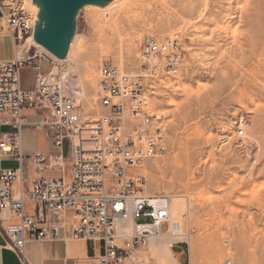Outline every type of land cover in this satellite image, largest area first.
<instances>
[{
	"label": "rangeland",
	"instance_id": "1",
	"mask_svg": "<svg viewBox=\"0 0 264 264\" xmlns=\"http://www.w3.org/2000/svg\"><path fill=\"white\" fill-rule=\"evenodd\" d=\"M115 2L123 9L106 13L90 8ZM74 21L79 38L67 69L88 89L87 100L77 99L85 113L90 110L89 116L99 114L94 108L102 58L136 73L146 36L166 40L182 35L181 72L175 77L163 74L147 92L151 112L164 119L168 152L133 172L147 178L149 196L170 202L176 195L192 199L182 223L198 243L196 264H209L213 258L215 264L228 259L264 264V0H102L82 7ZM8 48V42L2 43L3 50ZM86 64L93 68L95 89L84 81ZM48 67L43 62L42 73ZM25 69L23 85L33 86L35 72ZM239 125L244 138L238 136ZM64 156L69 162L68 141ZM25 172L27 177L34 174L31 160ZM213 242L220 250L217 263ZM184 244L190 264V244ZM185 249L182 244L174 250ZM140 250L149 252L148 247Z\"/></svg>",
	"mask_w": 264,
	"mask_h": 264
},
{
	"label": "built area",
	"instance_id": "2",
	"mask_svg": "<svg viewBox=\"0 0 264 264\" xmlns=\"http://www.w3.org/2000/svg\"><path fill=\"white\" fill-rule=\"evenodd\" d=\"M0 12L16 46L35 34L36 25L22 0H0ZM183 52L180 34L164 41L148 35L140 45L144 64L139 74L123 73L112 61H105L100 101L108 114L94 120L83 118L76 98L66 94L64 85L71 77L53 72V62L37 53V48L21 59L0 60V125L12 128L0 133V154L11 155L20 163L19 169H0V229L24 264L28 245L68 240L93 244L100 264H124L136 249L147 246L152 236L164 233L170 223L169 209L147 196V179L132 175L130 170L168 152L164 119L144 111L147 103L142 99L148 84L157 77L180 73ZM42 61L49 64L44 74ZM26 67L36 70L33 89L23 85ZM26 108L41 115L42 122L33 126L48 131L54 147L51 154L23 153V131L31 126L23 113ZM129 116H141L140 123L131 124L135 133L127 128ZM237 133L244 138L241 126ZM66 141L70 179L62 172L58 177L36 178L28 185L23 170L26 160H32L38 172L54 169L56 163L61 166L67 160ZM17 180L18 194L14 190ZM129 220L134 221L135 231H119V224ZM182 244L175 243L174 249ZM224 264L233 262L228 259Z\"/></svg>",
	"mask_w": 264,
	"mask_h": 264
},
{
	"label": "bare ground",
	"instance_id": "3",
	"mask_svg": "<svg viewBox=\"0 0 264 264\" xmlns=\"http://www.w3.org/2000/svg\"><path fill=\"white\" fill-rule=\"evenodd\" d=\"M22 5L29 12L30 19H31V23L36 25V29H37V25H38L39 22H41L44 27L46 26V22L43 19H41V17H40L41 6L38 3H36L35 0H22ZM89 5H90V3H86L84 6H89ZM118 7L120 8L121 7V4L115 2V3H112V4L108 5L105 8L97 7L95 5L91 6L90 8L93 9L94 12L95 11L100 12L102 10V11H105L106 13L107 12H110L111 13L113 10L119 9ZM122 7H123V5H122ZM122 9H121V12H119V14L122 13ZM95 14L97 15L98 13L96 12ZM103 16H105V15H103ZM102 22H104V21L102 20ZM5 28H6L7 33L10 35V33L7 30V26L6 25H5ZM74 30H75V27H74ZM78 38L79 37L74 32L73 33V36H72V39H71V42L73 41V44L71 43V45H70L71 46L70 47L71 49L68 50L69 52L67 53L66 57L61 58V57H58L57 55H55L54 53H52L43 44L37 42V40L35 38V34H32L28 38H25L24 41L20 45H18V46L15 45V48H16V55L15 56H18V58L21 59V58H23V56L25 55L26 52L30 51L32 48H37V53L43 54L45 56L46 60L48 59V60H50V61L53 62V64H54V71L53 72H55V73H57V72H59V73L60 72H63V74H65V76L67 75V76H70L71 77L70 82L64 85V87L66 89V94H68V95L73 96L74 98H76L78 104L80 105V103H79V101H78L77 98H79L80 101H81V99L82 100H87L88 99V96H87V90L88 89L86 90V86H85V84H84V82L82 80H75L74 79L75 76L72 75L68 71V69H67L68 66H69V62H70L69 61V59H70L69 57H70V54H72V46L74 45V43L76 44V42L78 41ZM158 40L160 41V39H158ZM161 41H164V40H161ZM129 48H130V46H129ZM40 49H42V50H40ZM131 52H130V54H131ZM103 54H104V51L102 50L100 52V55H103ZM105 61H106V58H102L100 60V62H99V66H98V71H99V85H98V90H97V104H96V107L94 108V111H99V114H97L96 116H92V115L89 116L88 115V114L91 113L90 110H89L90 108L88 109V107H89L88 105L90 104L89 102H87V103H89L87 105L88 106L87 109L89 111H87L86 113H85V111H83V109L81 108V105H80V114L86 120H94V119H97V118L102 117L105 114L106 115L108 114V111L101 106V101H100L101 68H102V65L104 64ZM43 62H45V61H42V63ZM140 62H141V68H142V65L144 64L143 63L144 60L142 59L141 54H140ZM42 63H41V65H42ZM46 63H48V62H46ZM89 64H86L85 65V70H86L85 74H86V76H85V80L84 81H85V83H86L87 86H89V87H92L93 86L92 89L93 88L95 89L96 88L95 86H97V84H95V80H94V73H93L94 71L92 70L93 68H91L92 66H90ZM141 68H140V70H141ZM33 70L35 71V75H36V70L34 68H33ZM140 70L138 72H136V73H130V72L123 71L122 69H120L121 72L126 73V74H130L131 76L136 75V74H139L140 73ZM41 74H44V73H42V67H41ZM160 77L161 76L157 77L155 80H153L152 82H150L148 84L147 89H146V91L144 93V98L142 99V100H146V103H147V106L146 105L143 106V107H145V110L144 111H147L149 114H151L154 117H156V116L158 117V115L153 114L151 112L152 109L150 110L151 105H150V100L148 98V93L147 92L152 89L151 87H154V84L157 82V79H159ZM96 81H97V79H96ZM70 89L72 90V92L74 94L71 93V90ZM152 92H153V94H155L156 93V90L155 91L152 90ZM140 121H141V116H138V117H131V116H129V118L127 120V128H128V130L131 133H135V131L132 130L131 124H133L135 122L136 123H140ZM39 122H42V117H41V121H39ZM33 127L36 130H44L41 127H35V126H33ZM163 131H164V133L166 132V128H165V125L164 124H163ZM165 146H166V144H165ZM50 148H51V153H52L54 147H53V143H52L51 139H50ZM167 150H168V148H167ZM162 156H164V155H162ZM162 156H160V157H162ZM160 157H157V158H160ZM157 158H154V159H157ZM154 159H150V160L145 161L143 164H141V165L137 166L136 168H133L132 170H130V173L132 175H136L133 171H135L136 169L144 166V164L146 162H149V161L154 160ZM61 166H63V167L61 168ZM61 166H59V164L56 163V166L54 167V169H58L60 171V175H61L62 172H64L66 179L69 180L70 177H71V175H68L67 176L66 175L67 174L66 172H67V169L69 167L71 168V163L70 162H67L65 160L64 162H61ZM140 176H142V175H140ZM143 177H145V176H143ZM146 188L147 189L145 191V194L146 193H149L148 186ZM19 190H20V188H19ZM19 190L17 192H15V193L18 194L19 193ZM147 196H149V195H147ZM150 197L154 198V200H156L158 204H161L162 206H165V207H167L169 209V211H170V219H169L170 220V223L167 225V227L164 230V233L162 235H160V236H152L150 238V240H149V244L147 246H145V247H142V248H147L148 247L149 248V252L141 251L139 249H142V248H138L127 259H131L135 264H151V263H154V264H180V255H177L174 252V244L177 243V242H184V243L190 244V264H196V262H198L196 260L198 259L197 256L199 254L198 251H197V249H198L197 248L198 247L197 244L198 243L196 242V238L193 237L192 233L190 234V231H186L185 230V228H184L185 226L183 224L184 223V220H183L184 217L187 216V214L191 212V210H190V204H191V202L190 201L192 199L189 198L186 195L185 196H182V195L178 196V195H176V196H172L171 197V202H170V198H166L165 199L164 197L157 196V195H152V196L150 195ZM260 207H261V205H260ZM182 220H183V223H182ZM190 220H192V215H190ZM221 221H222V219H221ZM252 221H253V219H252ZM248 223H246V225ZM252 223L253 222H250L251 226H253ZM254 224H255V222H254ZM242 225H243V223H242ZM190 226H191V224H190ZM178 228H180L179 231H178ZM118 229H119V231H122V232H126V233L131 234V233H133L135 231V223L132 220H129L126 223H120L119 226H118ZM243 229L246 230L245 226L243 227ZM254 230L258 231L257 229H255V227H254ZM254 230H253V232H254ZM259 233H260V231H259ZM263 233H264V230H263ZM263 233H262V235H263L262 237H264V234ZM68 241H70V240H68ZM257 242H259V239L257 240ZM199 244H201V243H199ZM215 246H216L215 251L217 252L216 253L217 255L214 254L215 251H214L213 248ZM218 248H219V245L218 244L215 245V243H214V246L212 247L213 251L211 250L212 255L217 256L216 257V260H215L216 263L219 262L218 256L221 257L220 255H218L219 254L218 251H220ZM215 256H213V257H215ZM213 257L211 256V258H213ZM213 260H214V258L211 259V261H213ZM211 261H210L209 264H215V263H213ZM219 263H217V264H219Z\"/></svg>",
	"mask_w": 264,
	"mask_h": 264
},
{
	"label": "crops",
	"instance_id": "4",
	"mask_svg": "<svg viewBox=\"0 0 264 264\" xmlns=\"http://www.w3.org/2000/svg\"><path fill=\"white\" fill-rule=\"evenodd\" d=\"M0 16V60H12L16 55L15 44L13 38L6 31L5 25L1 22ZM8 42L9 48L7 50L2 49V43ZM26 70V69H24ZM34 73L33 68L28 69ZM35 85V83H34ZM33 86H27L26 89H33ZM24 115L28 118L31 126H28L23 131L22 147L24 154L31 155L35 152H42L45 154L51 153L50 137L48 131L36 130L33 124L41 121V116L37 110L28 109L24 110ZM37 119H36V118ZM1 119V118H0ZM6 129V130H5ZM12 128L8 126L2 127L0 125V133L11 131ZM33 142V143H32ZM39 144V145H38ZM30 160V159H27ZM26 160V161H27ZM34 167V174L27 177L24 170L25 179L28 185L33 180L41 177H58L60 171L58 169H51L45 172H38L34 162L31 160ZM20 163L11 155L1 157L0 154V169H19ZM29 174V173H28ZM20 188L19 181H15L14 190L17 192ZM140 250V249H139ZM175 251V250H174ZM98 250H95L93 244L85 242L83 240H70L68 242L56 241V242H43L30 244L26 247V259L27 264H100L96 254ZM176 252V251H175ZM190 252V250H189ZM180 255V263L184 264L185 260L189 263L188 248L181 252H176ZM0 264H24L17 252L13 250L8 243V240L4 232L0 229ZM124 264H135L131 259H127Z\"/></svg>",
	"mask_w": 264,
	"mask_h": 264
},
{
	"label": "water",
	"instance_id": "5",
	"mask_svg": "<svg viewBox=\"0 0 264 264\" xmlns=\"http://www.w3.org/2000/svg\"><path fill=\"white\" fill-rule=\"evenodd\" d=\"M41 6L40 17L46 22L38 23L35 32L37 42L58 57H66L74 33L75 16L86 3L102 0H35Z\"/></svg>",
	"mask_w": 264,
	"mask_h": 264
},
{
	"label": "trees",
	"instance_id": "6",
	"mask_svg": "<svg viewBox=\"0 0 264 264\" xmlns=\"http://www.w3.org/2000/svg\"><path fill=\"white\" fill-rule=\"evenodd\" d=\"M183 245H185V247H187V245L186 244H183ZM188 248V247H187ZM189 264V263H188Z\"/></svg>",
	"mask_w": 264,
	"mask_h": 264
}]
</instances>
